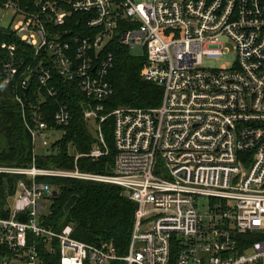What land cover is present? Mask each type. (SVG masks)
<instances>
[{
  "label": "built area",
  "instance_id": "obj_1",
  "mask_svg": "<svg viewBox=\"0 0 264 264\" xmlns=\"http://www.w3.org/2000/svg\"><path fill=\"white\" fill-rule=\"evenodd\" d=\"M1 8L27 48L17 55L15 44H1V82L21 107L33 155L58 141L71 118L64 100L46 105L58 96L54 76L89 98L82 114L95 134L71 169L37 167L34 158L29 167L0 165V174L29 179L17 182L9 216H0V264L43 263L28 233L49 251L57 241L58 264H264V0H6ZM113 36L143 48L139 74L161 88L158 105L103 112L113 64L104 46ZM107 118L112 166L79 169V156L109 153ZM37 176L119 186L135 204L125 251L111 240L80 241L71 224L42 225L53 188ZM232 232L262 238L239 253Z\"/></svg>",
  "mask_w": 264,
  "mask_h": 264
},
{
  "label": "trees",
  "instance_id": "obj_2",
  "mask_svg": "<svg viewBox=\"0 0 264 264\" xmlns=\"http://www.w3.org/2000/svg\"><path fill=\"white\" fill-rule=\"evenodd\" d=\"M6 0H0V7ZM79 19V13L71 15ZM83 32L89 33L83 27ZM15 44L17 55L26 46L19 40L10 27L0 26V165L29 167L34 158L37 167H53L71 169L74 156L89 151L93 140L91 133L83 121L82 109L89 101L75 81H66L53 77L58 96L46 97V105L52 109L58 100L68 105L71 118L67 125L61 127L62 137L51 144L46 153L33 155L29 133L23 123L21 107L14 100L12 90L1 82V63L8 57L2 43ZM106 52L113 56V64L109 71L108 81L112 87L111 95L102 102L103 112L118 106L154 107L159 104L161 88L140 77L145 56L135 55L130 48L121 44L117 36H113L104 46ZM48 116L44 119L48 120ZM111 118L102 123V129L110 151L97 161L86 156H79L76 164L84 171L106 173L112 166L113 143L111 137ZM22 179L29 182L24 174H0V216L8 217L7 199L16 192L17 182ZM37 182H46L56 190L50 196L49 210L41 216L40 223L53 231H60L65 224L73 226L72 236L86 243H98L111 240L118 253L127 247L133 223L135 204L121 193L117 185L96 181L80 180L65 177L37 176ZM237 252L262 238L257 233L232 232ZM28 245L34 244L43 261L42 264H58L57 241L53 240V249L49 251L41 237L28 233ZM176 249L173 248L175 254Z\"/></svg>",
  "mask_w": 264,
  "mask_h": 264
},
{
  "label": "rangeland",
  "instance_id": "obj_3",
  "mask_svg": "<svg viewBox=\"0 0 264 264\" xmlns=\"http://www.w3.org/2000/svg\"><path fill=\"white\" fill-rule=\"evenodd\" d=\"M11 14L9 11H4L1 7H0V26H8L11 22ZM130 52L132 54H135V55H143V48L142 47H139V46H134V47H131L130 48ZM232 58V55L229 54L227 56H224L222 57L220 60H205L204 63L207 64V65H220L222 62H224L225 60L227 59H231ZM82 118H83V114H82ZM83 121L86 123V121L83 119ZM88 129H89V132L91 133V136L93 138V135L95 134V125H94V122L92 120H88L87 123H86ZM60 138L62 137V130L60 129ZM59 135V133H57V136ZM106 139V138H105ZM93 142V140H92ZM91 142V144H92ZM90 144V145H91ZM108 144V143H107ZM109 146V145H108ZM90 149V148H89ZM35 153L36 154H43V153H46L47 152V147H43V146H40V145H37L35 146V149H34ZM75 157V156H74ZM41 168H53V167H41ZM53 188V187H52ZM17 193L15 195H13L9 201H8V204L10 206L13 205L14 201H15V197H16ZM50 202L51 201H47L45 203L46 207L43 209V212L47 213L48 210H49V205H50ZM203 205H202V208H205L206 207V200L203 198ZM262 236V235H261Z\"/></svg>",
  "mask_w": 264,
  "mask_h": 264
},
{
  "label": "water",
  "instance_id": "obj_4",
  "mask_svg": "<svg viewBox=\"0 0 264 264\" xmlns=\"http://www.w3.org/2000/svg\"><path fill=\"white\" fill-rule=\"evenodd\" d=\"M52 193L55 194L56 193V190H53Z\"/></svg>",
  "mask_w": 264,
  "mask_h": 264
},
{
  "label": "crops",
  "instance_id": "obj_5",
  "mask_svg": "<svg viewBox=\"0 0 264 264\" xmlns=\"http://www.w3.org/2000/svg\"><path fill=\"white\" fill-rule=\"evenodd\" d=\"M4 27V26H3ZM6 27V26H5Z\"/></svg>",
  "mask_w": 264,
  "mask_h": 264
}]
</instances>
